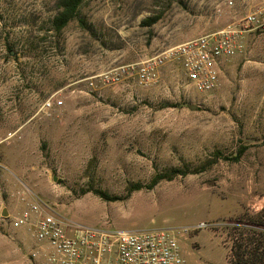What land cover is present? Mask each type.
<instances>
[{
  "label": "rangeland",
  "instance_id": "obj_1",
  "mask_svg": "<svg viewBox=\"0 0 264 264\" xmlns=\"http://www.w3.org/2000/svg\"><path fill=\"white\" fill-rule=\"evenodd\" d=\"M60 1L0 0V264H45L10 227L22 196L91 226L189 227L187 264H228L230 225L264 208V30L246 33L210 93L171 61L148 85L102 78L264 0H82L57 31Z\"/></svg>",
  "mask_w": 264,
  "mask_h": 264
},
{
  "label": "built area",
  "instance_id": "obj_2",
  "mask_svg": "<svg viewBox=\"0 0 264 264\" xmlns=\"http://www.w3.org/2000/svg\"><path fill=\"white\" fill-rule=\"evenodd\" d=\"M251 30H264V1L237 22L185 40L141 63L120 66L102 80L117 82L127 76L148 85L171 61L180 65L195 90L210 93L220 86L227 62L243 52L244 38ZM52 102L47 99L44 106L50 108ZM50 207L33 199L20 213L8 216L10 227L25 229L34 241L30 255L45 264H187L181 239L189 227L133 231L91 226L62 217Z\"/></svg>",
  "mask_w": 264,
  "mask_h": 264
},
{
  "label": "trees",
  "instance_id": "obj_3",
  "mask_svg": "<svg viewBox=\"0 0 264 264\" xmlns=\"http://www.w3.org/2000/svg\"><path fill=\"white\" fill-rule=\"evenodd\" d=\"M82 0H61L60 9L53 17L52 24L55 30L60 31L68 22L77 16L78 7ZM158 17H152L148 23H153ZM238 153L235 158L240 157ZM181 173L179 169H174L170 174H158L148 184L147 188H152L163 178H172ZM144 185L136 183L134 189H141ZM101 197L108 199L107 193L96 190ZM229 237L231 238L228 264H264V208L259 211H245L234 223L230 225Z\"/></svg>",
  "mask_w": 264,
  "mask_h": 264
},
{
  "label": "crops",
  "instance_id": "obj_4",
  "mask_svg": "<svg viewBox=\"0 0 264 264\" xmlns=\"http://www.w3.org/2000/svg\"><path fill=\"white\" fill-rule=\"evenodd\" d=\"M21 199L25 201V207H26V205H27V200H26L23 196H22ZM32 200H33V199H32ZM25 207H24V208H25ZM51 207H52V206H51ZM24 208H23V209H24ZM52 209H53V208H52ZM53 210H54V209H53ZM20 212H21V211H20ZM20 212H18V213H20ZM18 213H17V214H18ZM11 214H12V213H11ZM60 216H61V215H60ZM62 217H64V216H62ZM65 218H66V217H65ZM21 229H23V228H21ZM23 230H25V229H23ZM25 231H26V230H25Z\"/></svg>",
  "mask_w": 264,
  "mask_h": 264
},
{
  "label": "water",
  "instance_id": "obj_5",
  "mask_svg": "<svg viewBox=\"0 0 264 264\" xmlns=\"http://www.w3.org/2000/svg\"><path fill=\"white\" fill-rule=\"evenodd\" d=\"M2 215H4V216L7 215V210H6V209H4V210L2 211Z\"/></svg>",
  "mask_w": 264,
  "mask_h": 264
}]
</instances>
